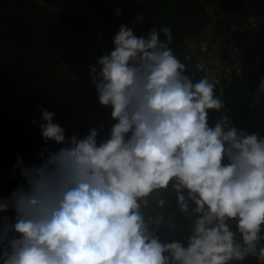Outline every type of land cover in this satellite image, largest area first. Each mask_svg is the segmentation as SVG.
Segmentation results:
<instances>
[{
    "label": "clouds",
    "instance_id": "clouds-1",
    "mask_svg": "<svg viewBox=\"0 0 264 264\" xmlns=\"http://www.w3.org/2000/svg\"><path fill=\"white\" fill-rule=\"evenodd\" d=\"M129 27L89 66L115 121L106 138L95 127L66 137L40 109L43 140L60 147L30 167L17 157L25 183L0 199L14 212L0 216V264H264V136L227 115L210 126L220 81L186 74L171 27ZM167 205L192 222L186 239L157 234H173Z\"/></svg>",
    "mask_w": 264,
    "mask_h": 264
},
{
    "label": "trees",
    "instance_id": "trees-1",
    "mask_svg": "<svg viewBox=\"0 0 264 264\" xmlns=\"http://www.w3.org/2000/svg\"><path fill=\"white\" fill-rule=\"evenodd\" d=\"M241 1L0 0V199L25 183L20 169L14 167L17 157L30 167L41 162L39 153L45 148L60 147L41 136V108L54 114V122L65 129L66 137L83 138L93 127L98 130V141L107 137L115 121L111 107L98 102L89 66L113 49V36L121 24L129 27L131 14L141 15L145 34L153 27H171L169 47L185 63L186 74L198 80L204 75L194 63L191 66L183 60L186 39L207 23V4L233 9ZM114 6L123 7L121 16L114 15ZM94 32L103 48L90 41ZM160 38L165 39L163 34ZM260 73L264 79V59ZM218 80L216 94L222 88L224 108L209 110L210 126L227 115L238 129L264 136V93L253 90L251 79L234 75L228 81ZM181 215V222H189ZM0 216L11 218L14 212L9 209ZM157 234L161 240L186 239L169 234L164 225ZM243 264L258 262L249 258Z\"/></svg>",
    "mask_w": 264,
    "mask_h": 264
},
{
    "label": "built area",
    "instance_id": "built-area-1",
    "mask_svg": "<svg viewBox=\"0 0 264 264\" xmlns=\"http://www.w3.org/2000/svg\"><path fill=\"white\" fill-rule=\"evenodd\" d=\"M115 16L123 7L114 6ZM207 23L186 39L183 60L194 65L199 74L210 79L230 80L234 75L251 79L255 92L262 79L264 59V0H242L233 9L205 6ZM129 25L137 36L146 35L140 14H131ZM203 64V69L199 65Z\"/></svg>",
    "mask_w": 264,
    "mask_h": 264
},
{
    "label": "rangeland",
    "instance_id": "rangeland-1",
    "mask_svg": "<svg viewBox=\"0 0 264 264\" xmlns=\"http://www.w3.org/2000/svg\"><path fill=\"white\" fill-rule=\"evenodd\" d=\"M92 35H93V39L90 41L92 43H95L96 47L103 48V44H102L101 38H99L98 33L94 32L92 33ZM173 202L175 203V199L171 198L170 203H173ZM165 209L168 210V215L164 214V220L162 223L166 224L167 227L169 228H170V225L173 226L172 228H170L171 231H173L172 232L173 234L186 238L190 232L192 222L182 223L179 219V214L177 212V209L169 207L168 205Z\"/></svg>",
    "mask_w": 264,
    "mask_h": 264
}]
</instances>
